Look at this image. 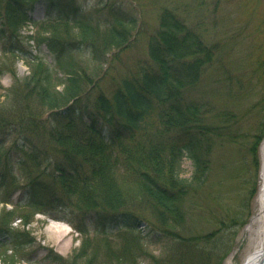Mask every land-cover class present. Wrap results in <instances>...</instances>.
Segmentation results:
<instances>
[{"label":"trees","instance_id":"1","mask_svg":"<svg viewBox=\"0 0 264 264\" xmlns=\"http://www.w3.org/2000/svg\"><path fill=\"white\" fill-rule=\"evenodd\" d=\"M37 1L0 0L6 15L0 26V78L6 73L13 78L12 86L2 95L4 101L0 100V151L2 141L12 134L21 135L22 147L29 146L22 150L24 155L9 161L11 166H0V184L8 199L19 190L25 195V201L15 209H4L0 214V242L12 251L6 255L5 249L1 258L15 257L33 243L29 232L15 230L12 223L20 217L27 225L37 212L50 215L61 208L69 218L65 221L82 235L92 233L94 238L114 235L118 228L138 230L145 222L143 205L127 206L124 183L140 189L141 202L159 221L166 237L170 235L175 241L203 238H184L176 227L186 218L184 197L209 175L215 136L224 135L227 129L215 120L217 106L190 99L186 93L201 82L218 55L220 60L222 53L229 54L232 49L226 43L220 51L178 11L164 9L159 28L150 39L153 64L121 79L109 96L101 91L98 113L81 106L77 99L84 85L93 83L87 64L78 59L102 61L113 48L128 42L135 21L112 7L109 17L101 18L82 11L75 0H47L51 23L35 39L55 54L50 64L26 52L19 35ZM72 28L78 39L68 36ZM19 57L30 68L27 77L17 72ZM11 58L12 62L6 61ZM245 59L252 72L264 75V49L259 54H246ZM261 105L264 114V96ZM223 111L229 113L228 109ZM263 137L264 115L250 148L256 171ZM185 157L194 166L190 179L182 176ZM15 165L19 175L14 172ZM123 168L127 174L121 178ZM34 169L43 172L37 174ZM47 176L51 183L46 182ZM8 199L4 201L8 203ZM18 205L30 209L18 210ZM139 241L136 238L135 244ZM53 257L54 261L63 260Z\"/></svg>","mask_w":264,"mask_h":264},{"label":"rangeland","instance_id":"2","mask_svg":"<svg viewBox=\"0 0 264 264\" xmlns=\"http://www.w3.org/2000/svg\"><path fill=\"white\" fill-rule=\"evenodd\" d=\"M75 2L77 6L99 17H104L103 15L108 12L106 9L112 7L135 21L131 28L129 43L123 48H113L99 69L101 78L84 85L80 105L89 104L92 110L98 113V95L101 91L109 96L122 78L134 75L143 65L153 64L149 49L150 39L159 27L164 9L178 11L180 16L195 25L210 43L218 45L216 48L220 51L226 43L227 48L232 49L229 54L222 53L220 60L217 59L218 55L206 70L201 82L186 93L190 99L208 101L217 106L215 120L220 127L227 129L223 131L224 135L215 136L209 175L202 185L194 184L189 194L184 197L186 218L183 224L176 227L177 234L184 238L200 236L203 238L175 241L170 235L166 237L159 221L141 202L143 198L140 196V189L124 183L122 189L126 194L127 206L143 205L141 217L145 222L138 230L120 229L116 231L118 233L103 238H94L92 233L84 236L72 225L62 221L69 218L59 208L61 212L52 211L50 215L37 214L26 228L17 219L14 227L29 232L33 243L25 252L15 257L1 258L0 254V264H243L259 243L257 234H244L259 213L258 199L263 184L264 168V140L259 149L261 163L259 172L253 165V156L250 153L253 136L259 130L264 115L261 105L264 96V75L258 71L252 72L244 62L249 61L245 59L246 54L255 52L259 54L264 49V0H75ZM46 4L44 1L35 3L32 13L35 20L44 19ZM5 16V9L2 7L0 26L4 23ZM42 27L35 25V33L47 31ZM70 33L68 36L78 39L73 28ZM46 35L51 36L50 33ZM233 37L234 40L230 41ZM232 43L235 47H232ZM2 45L0 42V54ZM24 46L26 52L34 49L33 45ZM36 51L34 50V54ZM48 52L45 45L42 54H47V61L51 62L54 56ZM8 60L12 62V58L6 59ZM78 62L87 64L89 77L95 76L96 69L92 68L89 62L83 59H78ZM16 65L21 77L30 75L28 66L22 60H17ZM77 75L81 78L82 71ZM12 82L9 74L1 77V101H4L2 95L7 92ZM59 89L62 90L63 86ZM222 107L228 109L229 113L224 112ZM47 116L48 114L45 118ZM21 140L20 134H12L2 141L0 151L2 168L11 166L9 165L11 159L14 160L21 153L24 155L25 151L22 150L29 149V146L22 147ZM45 146L49 147V144L45 143ZM16 167L15 165V169ZM183 170V177L192 178L194 166L191 159L184 160ZM34 171L38 174L42 173L43 169ZM121 173L122 178L127 174L126 169L123 168ZM45 180L48 183L52 182L50 176L45 177ZM3 187L0 184L1 194L7 193ZM251 191L255 193L251 194ZM12 201L24 202V193L16 194ZM3 206L0 204V212ZM82 218L79 217V220ZM209 234L212 235L206 237ZM136 238L140 239L139 245L135 244ZM86 239L90 241H85ZM127 244L132 246H126ZM5 249L6 245L1 244L0 253ZM6 255H12V251L6 249ZM54 255L61 256L63 260L54 261Z\"/></svg>","mask_w":264,"mask_h":264},{"label":"bare ground","instance_id":"3","mask_svg":"<svg viewBox=\"0 0 264 264\" xmlns=\"http://www.w3.org/2000/svg\"><path fill=\"white\" fill-rule=\"evenodd\" d=\"M263 184L259 195V213L253 218L244 235L257 234L258 244L255 250L247 256L243 264H264V168L262 172Z\"/></svg>","mask_w":264,"mask_h":264}]
</instances>
